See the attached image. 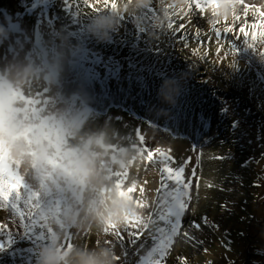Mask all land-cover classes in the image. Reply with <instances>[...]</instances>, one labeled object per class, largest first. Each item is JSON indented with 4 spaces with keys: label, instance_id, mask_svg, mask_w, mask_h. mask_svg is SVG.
I'll use <instances>...</instances> for the list:
<instances>
[{
    "label": "rangeland",
    "instance_id": "374dc122",
    "mask_svg": "<svg viewBox=\"0 0 264 264\" xmlns=\"http://www.w3.org/2000/svg\"><path fill=\"white\" fill-rule=\"evenodd\" d=\"M30 1L0 0V19L10 15L30 45L67 32L80 45L69 87L87 86L98 122H110L138 147L161 148L172 167L184 168V182L191 185L183 197L188 206L162 264H264V37L251 39L250 26L259 20L244 11L245 5L264 10V0H244L236 8L239 19L231 15L215 23L209 21L211 8L202 12L194 3L189 8L177 7L179 0H154L139 17L122 16L104 43L87 31L99 11L90 5L103 6L96 0H43L45 6L23 10ZM157 16L166 17L162 29L154 24ZM35 27L42 35L44 29L46 39L39 40ZM12 51L0 47V59ZM168 79L181 84L174 105L160 96ZM162 166L143 160L125 186L135 176L131 195L147 204L142 214L167 227L158 220ZM25 222L7 205L0 208V224L7 226L0 231V264H35L48 233ZM149 231L155 227L135 245L123 228V242L111 232H84L66 243L111 244L117 264H139L154 246Z\"/></svg>",
    "mask_w": 264,
    "mask_h": 264
},
{
    "label": "clouds",
    "instance_id": "9594fccd",
    "mask_svg": "<svg viewBox=\"0 0 264 264\" xmlns=\"http://www.w3.org/2000/svg\"><path fill=\"white\" fill-rule=\"evenodd\" d=\"M153 2L118 0L114 8L102 6L87 31L98 42H107L122 16L139 17ZM180 6H187V0H179ZM237 7L222 2L216 14L211 9L209 21L230 17ZM165 21L157 16L154 24L162 29ZM8 46L13 51L0 59V182L21 184L20 195H30L40 205L51 229L35 264H117L114 245L72 243L69 248L66 242L75 233L102 237L109 225L123 228L129 218L142 215L135 199L121 195L117 187V173H129L143 161L140 148L110 122H98L83 82L69 87L80 45L67 32L30 45L5 15L0 19V47ZM180 92V82L168 79L161 100L174 105ZM128 183H137L136 177L130 175Z\"/></svg>",
    "mask_w": 264,
    "mask_h": 264
},
{
    "label": "snow or ice",
    "instance_id": "6c2138e0",
    "mask_svg": "<svg viewBox=\"0 0 264 264\" xmlns=\"http://www.w3.org/2000/svg\"><path fill=\"white\" fill-rule=\"evenodd\" d=\"M222 2L231 3L235 6L243 4L244 0H187V6L191 8L192 3H194L196 8L200 11L203 12L206 8H211L213 10V14H216V10ZM96 3L102 4L104 7H116V0H96ZM90 6L99 10V7H96L95 4ZM249 10H252L253 13L257 15V19L259 20V23L252 24L250 26L253 29L251 32V39L256 40L257 37H264V10L245 5V15H247ZM181 11H183V8H181ZM232 15L235 19H239V17L236 16L235 8ZM225 19H227V17H225ZM216 22L219 21L217 20ZM168 27L172 28L173 25L169 23ZM226 31L231 32L232 29L228 28ZM240 32L245 36H249V33L244 27L240 28ZM219 34V31H217V35ZM139 140L143 143L144 137L141 136ZM139 148L143 155V160H146L149 163L158 162L163 165L161 168V185L160 189H158V191H162L163 194L160 197L157 207L159 209L158 220L164 221L167 227L156 226L157 221L154 220L151 215L145 217L142 214L129 218L126 225L123 227V230L130 237L131 244L135 245L137 240L144 235L145 231H148L150 226H154L155 231H149V235L154 242V246L151 248V251L147 253V256L141 257L139 264H162V258L167 254V249L170 247L173 237L178 234L180 228V217L184 214L188 206L183 197L187 195V190L191 187V185L184 182V168L172 167V157L164 150L159 147H157L155 151L146 147ZM145 153H147L146 156L144 155ZM117 175L120 177L117 181V187L121 189V195H127L130 199L133 198L131 193L135 191L137 184L133 183L130 187L125 189L124 185L125 180L128 177V172L125 171L123 173H117ZM170 181L174 182V187L171 189H169ZM5 184L7 187H4ZM21 187L23 186L16 182H0V208L7 205L16 211L20 221H27L25 222L26 227L28 226V223H30L33 229L37 231L43 229L49 233L51 229H49L45 223V217L40 211H38L40 205L34 202L30 195L22 197L20 195ZM140 191L141 194H143V188H141ZM135 203L140 209L147 207V204L143 200H135ZM6 227V225L0 224V231L5 230ZM196 227H199V225H196ZM109 232L123 242L121 228H118L116 225H109L105 229V233ZM185 235H187V233H185ZM71 246L72 244L68 243V247L70 248ZM141 247H143V245H141ZM156 254H159L161 258H155ZM125 255H127V253H125ZM117 259L119 260L120 258L117 257Z\"/></svg>",
    "mask_w": 264,
    "mask_h": 264
},
{
    "label": "bare ground",
    "instance_id": "6f19581e",
    "mask_svg": "<svg viewBox=\"0 0 264 264\" xmlns=\"http://www.w3.org/2000/svg\"><path fill=\"white\" fill-rule=\"evenodd\" d=\"M88 46H90V45H88ZM107 107H108V106H107ZM107 107H106V109H108V108L110 109V108H112V107H113V105H112V104H110V106H109L108 108H107ZM106 109H105V110H106Z\"/></svg>",
    "mask_w": 264,
    "mask_h": 264
},
{
    "label": "trees",
    "instance_id": "16d2710c",
    "mask_svg": "<svg viewBox=\"0 0 264 264\" xmlns=\"http://www.w3.org/2000/svg\"><path fill=\"white\" fill-rule=\"evenodd\" d=\"M86 69H88V67Z\"/></svg>",
    "mask_w": 264,
    "mask_h": 264
}]
</instances>
